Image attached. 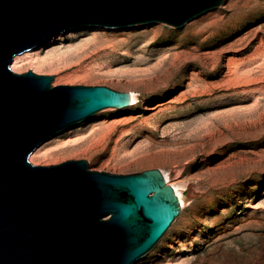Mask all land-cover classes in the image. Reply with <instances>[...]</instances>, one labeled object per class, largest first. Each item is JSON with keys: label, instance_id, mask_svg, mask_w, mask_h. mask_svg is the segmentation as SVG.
<instances>
[{"label": "rangeland", "instance_id": "rangeland-1", "mask_svg": "<svg viewBox=\"0 0 264 264\" xmlns=\"http://www.w3.org/2000/svg\"><path fill=\"white\" fill-rule=\"evenodd\" d=\"M26 52L14 71L139 95L29 157L119 174L159 168L185 191L180 215L135 264H264V0H225L182 27L76 28Z\"/></svg>", "mask_w": 264, "mask_h": 264}, {"label": "water", "instance_id": "water-1", "mask_svg": "<svg viewBox=\"0 0 264 264\" xmlns=\"http://www.w3.org/2000/svg\"><path fill=\"white\" fill-rule=\"evenodd\" d=\"M225 0H0V264H135L161 240L181 202L159 168L109 173L85 159L34 165L55 134L130 91L57 85L16 72L15 57L66 31L162 22L182 27Z\"/></svg>", "mask_w": 264, "mask_h": 264}, {"label": "bare ground", "instance_id": "bare-ground-1", "mask_svg": "<svg viewBox=\"0 0 264 264\" xmlns=\"http://www.w3.org/2000/svg\"><path fill=\"white\" fill-rule=\"evenodd\" d=\"M26 54H27V52L15 57L14 64L12 66V68L14 70H16L21 64L25 63V61L27 59H25L23 57ZM32 59H36V58L32 57ZM36 64L41 66V67H48V68H51V69H54L55 66H56V63L51 62L50 60H44V59H39L36 62ZM130 92L132 94V104L131 105H135V104H137V102L139 100V95L135 91H130ZM162 171H163V173L165 175L167 183L171 184L174 187L175 191L177 192V195H178V197L180 199V202H181V206L184 208L185 205H186L187 199H188L186 194H185V191L181 187L177 186L176 184L171 183L169 175H167V173L164 170H162Z\"/></svg>", "mask_w": 264, "mask_h": 264}]
</instances>
